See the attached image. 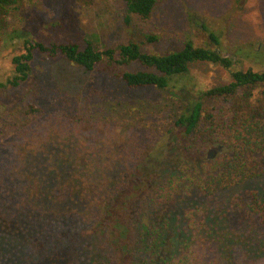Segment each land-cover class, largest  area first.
Returning <instances> with one entry per match:
<instances>
[{
  "label": "trees",
  "instance_id": "1",
  "mask_svg": "<svg viewBox=\"0 0 264 264\" xmlns=\"http://www.w3.org/2000/svg\"><path fill=\"white\" fill-rule=\"evenodd\" d=\"M22 1L0 0L2 41L23 40V51L11 57L7 85L28 79L36 53L101 72L129 89H169L182 104L172 108L157 137L150 129H95L82 114L42 117L34 104L23 114L14 111L0 125V134L13 130L0 143V264H18L19 256V264H264V197L254 185L264 186V70L233 69L224 51L191 41L161 54L131 39L104 49L88 38L35 41L11 21ZM122 1L125 23L132 16L148 19L157 2ZM209 39L220 46L211 33ZM197 62L228 70L230 79L191 88L183 78ZM210 145L227 151L216 153ZM23 151L46 156L41 171L22 170ZM234 189L239 192L224 216L218 214L224 221L202 204L184 203ZM67 199L86 207L52 208ZM80 232L85 237L77 251L55 259ZM85 244L96 249L87 260L80 257L89 250Z\"/></svg>",
  "mask_w": 264,
  "mask_h": 264
},
{
  "label": "rangeland",
  "instance_id": "2",
  "mask_svg": "<svg viewBox=\"0 0 264 264\" xmlns=\"http://www.w3.org/2000/svg\"><path fill=\"white\" fill-rule=\"evenodd\" d=\"M124 14L122 0H23L11 21L21 27L23 36L43 40L46 44L68 40L82 43L88 38L97 48L104 49L131 39L139 44L144 42L141 45L143 51L161 54L179 49L184 41H191L194 45L224 51L233 60V69L264 70V0H157L146 20L132 16L129 23H125ZM41 27L48 28V31L41 30ZM45 32L51 35H44ZM210 33L220 46L210 41ZM149 35L154 37L152 42L145 39ZM2 37L0 32V83L5 85L0 88V125L9 122L14 111L23 114L29 110V104H34L39 106L42 117L54 114L64 120H74L76 114H82L95 129L112 125L121 131L132 128L142 133L150 129L157 137L168 125L172 108L176 106L177 109L178 103L182 104L181 100L173 98L169 89L159 90L152 86L129 89L101 72L84 71L36 53L33 73L22 84L9 86L6 79L11 72V57L23 51V40L15 39L6 44ZM129 68L140 67L131 64ZM229 79L228 70L197 62L189 66L183 82L191 88L201 89L223 84ZM204 102L209 106L215 103L214 100ZM12 131V127H8L4 134H0V143ZM209 150L216 153L227 151L218 145H210ZM22 154L25 159L22 170L31 175L41 171L46 156L26 151ZM254 185L264 197V186ZM237 192L238 189H234L210 198L196 195L195 202L188 203L187 200L184 203H199L217 217L218 214L224 216L229 199ZM42 202L47 206L50 201L42 197ZM85 207L84 201L67 199L52 208L83 211ZM217 219L224 221L220 217ZM220 229L225 230L222 226ZM81 234L77 241L61 247V254L55 259L60 261L64 254L76 252L80 239L85 237ZM82 247L89 248L80 256L87 260V256L94 253L95 246L85 244ZM19 257L16 258L18 264L22 262ZM50 260L46 257L45 262Z\"/></svg>",
  "mask_w": 264,
  "mask_h": 264
}]
</instances>
